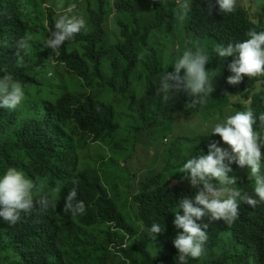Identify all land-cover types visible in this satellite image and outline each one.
<instances>
[{
	"label": "trees",
	"instance_id": "1",
	"mask_svg": "<svg viewBox=\"0 0 264 264\" xmlns=\"http://www.w3.org/2000/svg\"><path fill=\"white\" fill-rule=\"evenodd\" d=\"M108 1L94 0L95 8L88 6L87 31L65 42L56 52L51 49L48 53L49 48L43 47L42 41L33 35H42L49 27H54L58 14L63 12L54 10L46 0H0V76L12 74L26 93L25 102L16 110L0 108V117L5 121L0 122V175L14 165L16 152L32 166L34 180L46 182L49 192L60 187L59 194L50 197L52 203L47 209L37 206L30 215H24L21 222L12 225L19 229L25 241L15 233L6 249L5 238L0 245V264H108L111 255L129 264H177L178 253L172 241L179 230L172 221L177 211L182 214L180 199L191 198L195 190L185 185L165 184L164 174L158 173L140 192L131 196L138 206L140 221L148 230L139 245L140 261L131 254L137 253V249L129 246L109 250V244L115 240L123 242L121 234L136 232L127 217L119 212L115 199L108 195L107 186L102 182L101 172L108 164L101 158L96 167L88 162L80 166L78 152L85 150L89 142H107L117 132L113 107L101 100L99 91L78 95L63 90L54 100L30 92V87L42 84L40 72L44 58L53 56L86 87L98 88L105 96L111 87L122 98L127 96L134 100V94L130 93L134 85L132 74L141 63L138 47L142 46L150 52L152 61L145 65L150 70L147 80L145 78L146 95L155 94L158 84L154 82V75L164 69L148 38L172 19L171 12L166 11L165 0H151L153 19L143 25L132 0H117L118 14L127 13L131 24L119 17V35L113 44H108L105 30L110 11ZM207 8L208 0H192L185 24L186 31L200 40L212 39L215 44L227 45L247 39L249 29L264 30L244 6L237 5L236 12L231 14L220 13L216 6L208 15ZM24 36L32 37V47L21 50L17 56L16 42ZM111 53H116V57L109 63ZM212 97H235V106L241 111L251 107L257 117L255 127L259 130V116L264 113V78L244 77L238 86L215 87L207 103ZM191 99L181 92L161 111L164 115L168 112L190 115L200 112L207 104L193 107ZM214 137L216 135L211 136ZM236 167L239 166L231 164L232 169ZM114 186L118 187L116 183ZM74 187L77 199L86 205L85 215L72 216L63 210L64 198ZM202 222L207 223V217ZM153 223L165 225V231L157 234L156 239L149 233ZM99 225L107 229L100 231V241H92L84 228ZM208 236L205 254L196 259L188 258V264H264V203L256 207L241 203L238 219L231 225L213 221ZM151 243L159 247L155 257L147 250Z\"/></svg>",
	"mask_w": 264,
	"mask_h": 264
},
{
	"label": "clouds",
	"instance_id": "2",
	"mask_svg": "<svg viewBox=\"0 0 264 264\" xmlns=\"http://www.w3.org/2000/svg\"><path fill=\"white\" fill-rule=\"evenodd\" d=\"M113 1V0H111ZM177 5L176 18L180 22L188 19L192 8V0H175ZM218 6L222 14L235 13L237 0H208V15ZM76 4L71 3L58 14L54 27L47 29L42 45L59 50L67 41L73 40L81 32L87 31V23L82 15L76 14ZM247 39L240 42H229L227 45L216 44L214 52L221 61L231 57L227 69L231 75L226 82L238 86L244 77L248 79L264 78V30L254 28L246 33ZM31 36H24L16 42L15 55L21 50H30ZM48 58V57H47ZM46 58V59H47ZM211 57L203 48L197 46L185 47L182 55L171 65L172 71L166 70L159 79L155 95L163 103H171L181 92L191 97V105H204L207 98L214 92L213 78L220 71L211 74L205 65ZM50 73V72H49ZM40 75V80L41 76ZM34 88L30 92L36 94ZM259 90V85L257 86ZM38 95V94H37ZM42 97V96H41ZM46 98V97H44ZM26 99L24 86L19 80L14 79L10 73L0 76V108L16 110ZM0 122H5L0 117ZM257 117L251 107L243 111H236L229 115L222 123H217L210 134L219 135L221 141L228 148L218 146L216 141L208 144L207 154L193 156L183 163L179 170V182L187 180L194 189V195L189 198L184 196L179 201V209L172 221L178 229L173 246L177 249V264H188V258H200L205 254V245L208 242V229L213 221H223L227 225L233 224L239 217L240 204L256 207L264 203V113L259 116V130ZM230 149V151H229ZM16 161L0 175V245L7 238V246L12 241V235L17 233L25 241V237L12 225L22 221L24 215H30L32 210L39 206L47 209L51 203V196L58 195L60 187L49 192L45 181H36L31 175L32 166L25 158L15 152ZM235 163L241 168H247L254 178L253 193L241 192L233 187L237 184V177L229 175L233 171L231 164ZM77 181H73L76 184ZM64 212L72 216L86 214V205L77 199V191L72 188L64 198ZM205 217L208 222L204 223ZM165 231V225L153 223L149 233L156 239L157 234ZM123 242L115 240L109 244V250L116 251L117 246H129V234H121ZM157 253L154 255V257Z\"/></svg>",
	"mask_w": 264,
	"mask_h": 264
},
{
	"label": "rangeland",
	"instance_id": "3",
	"mask_svg": "<svg viewBox=\"0 0 264 264\" xmlns=\"http://www.w3.org/2000/svg\"><path fill=\"white\" fill-rule=\"evenodd\" d=\"M132 1L138 10L141 25L153 19L151 0ZM71 3L76 4L77 14L82 15L86 21L88 6L95 8L94 0H46V4L57 12H63ZM107 3L110 11L105 20L106 38L108 44H113L119 35L117 29L119 17L121 21L128 24H131V18L125 12L118 14L117 0H109ZM237 5L244 6L251 18L264 27V0H237ZM165 6L166 11L171 12L172 19L162 28L154 30L148 38L149 45L155 49L160 65L164 69L163 72L155 74V81L153 78L152 81L159 84L160 77L166 70L173 69L171 64L182 55L185 47L199 46L211 57L205 65L209 73L220 71V74L213 78L214 88L230 85L226 82L227 76L231 75L227 69V63L232 58L228 57L221 61L216 57L214 52L216 44L212 39L200 40L186 31V21L180 22L176 18L175 0H165ZM45 35L47 36V32L42 35H33V37L43 41ZM50 50L49 48L48 53ZM138 54L141 63L132 74L134 85L130 88V93L134 94V100L127 96L125 99L122 98L121 95L115 94L111 87H109L110 90L107 88L109 93L106 92V96L101 94L98 88L86 87L53 56L44 58V65L40 72V75L44 74L40 80L42 84L36 86L34 91L51 100L57 98L63 90L78 95L99 91L101 100L112 105L114 122L119 127L117 132L107 142H89L85 150L78 152V159L80 166L89 163L96 167L101 158L108 164L101 172L102 182L107 186L108 195L115 199L119 212L127 217L135 229L136 234L129 235L128 244L130 248L137 249V253L134 251L131 254L140 261L139 245L143 238L145 239L144 235L148 233V230L143 227L138 206L131 196L140 192L145 183L161 172L164 174L165 184L190 187L187 180L179 182L182 175L179 170L183 163L193 156L207 154V146L212 141H216L218 146L227 149L228 145L221 141L219 135L210 134V132L217 123H222L227 116L241 110L235 106L237 103L235 97H212L198 113L188 115L168 112L164 115L161 110L166 103L161 102L155 94L146 95L145 78L147 80L150 70L145 65H150L152 62L150 52L139 46ZM115 57L116 53H111L108 62L110 63ZM102 68H105V64ZM214 135L216 137L211 138ZM114 164H116L115 169L112 168ZM229 175L238 178L237 184L233 187L241 192L254 194V178L246 167L233 168ZM114 183L118 187H115ZM106 229L107 226L99 225L84 228V232L92 241H100L102 239L100 231ZM147 250L154 255L159 253V247L154 243L149 244ZM108 264H129V262L111 255Z\"/></svg>",
	"mask_w": 264,
	"mask_h": 264
},
{
	"label": "built area",
	"instance_id": "4",
	"mask_svg": "<svg viewBox=\"0 0 264 264\" xmlns=\"http://www.w3.org/2000/svg\"><path fill=\"white\" fill-rule=\"evenodd\" d=\"M119 247H122V248H126L127 247V244H123L122 246H117V248H119Z\"/></svg>",
	"mask_w": 264,
	"mask_h": 264
},
{
	"label": "bare ground",
	"instance_id": "5",
	"mask_svg": "<svg viewBox=\"0 0 264 264\" xmlns=\"http://www.w3.org/2000/svg\"><path fill=\"white\" fill-rule=\"evenodd\" d=\"M19 247V246H18ZM21 251V250H20Z\"/></svg>",
	"mask_w": 264,
	"mask_h": 264
}]
</instances>
